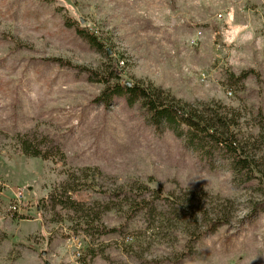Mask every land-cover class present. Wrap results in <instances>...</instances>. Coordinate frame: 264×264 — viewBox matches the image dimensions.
I'll return each instance as SVG.
<instances>
[{
  "label": "rangeland",
  "instance_id": "rangeland-1",
  "mask_svg": "<svg viewBox=\"0 0 264 264\" xmlns=\"http://www.w3.org/2000/svg\"><path fill=\"white\" fill-rule=\"evenodd\" d=\"M113 70L235 123L237 144L264 170V0H0V264H264L258 181L237 179L216 149L187 147L184 127L154 128L138 103H96ZM22 136L46 157L19 153ZM139 183L183 208L174 217L157 201L131 212ZM17 190L27 207L14 215ZM62 190L113 231L91 242L70 229L55 201ZM188 192H202L208 218L228 223L209 230L201 213L193 222Z\"/></svg>",
  "mask_w": 264,
  "mask_h": 264
},
{
  "label": "trees",
  "instance_id": "trees-1",
  "mask_svg": "<svg viewBox=\"0 0 264 264\" xmlns=\"http://www.w3.org/2000/svg\"><path fill=\"white\" fill-rule=\"evenodd\" d=\"M64 23L69 28H75L77 35L87 41L89 45L97 50H104V53H106L103 44L86 27L80 26L79 22H75L70 16H65ZM10 41L16 43L13 39H10ZM250 73L252 72L244 71L238 77H234L231 74L230 77L233 82L240 83ZM110 75L114 78L112 80L104 79L102 81L104 88L96 98V103L108 106L113 100L122 98L128 106H133L135 103H138L146 112L147 123L154 128L158 129V127L165 125L176 132L178 127H184L181 131L184 133L187 147L200 153L206 150L205 153H209V151H212V148L218 150L229 159L230 169L237 179H242L241 181L245 180V183L253 180L258 181L264 197V170L260 168V165L253 156L247 154L246 146L237 144L235 134L230 130V125H236L235 123L224 119L219 114H215L212 117L204 116V114H200L198 111L191 109L187 104H182V102L174 100L168 97V95H164L158 88H150L148 86L131 83L130 86H127L126 83L121 82L120 76L115 75L114 70L111 71ZM260 128L264 131L263 120H260ZM24 137H18L16 140V149L18 152L22 155L28 154L32 157L44 159L47 154L35 144L36 142L34 140H25ZM48 153L64 161L63 154L56 147H49ZM133 192L140 201L132 203L131 212L148 211L152 208L153 202L157 201L165 202L169 206L172 215H175L174 217L177 215V206L183 208L184 203L171 194L163 193L159 188L149 189L146 184L139 183ZM60 194V196L55 198V201L61 210L68 211L69 215H67V219L71 223L70 229L75 233H81L89 241L94 242L95 239L101 238L113 231L107 229L101 222V212L95 211V208H89L90 206L84 203L71 200L67 196L66 190H62ZM146 194H150L151 201H143V197ZM188 194L189 198L187 202L189 206H187L188 208L184 207V210L186 213H192L188 216L193 222H199L198 215L201 213L207 219V222H210L209 230H212L215 225H225L228 223L226 222L228 219L225 218H221L220 220L208 218L207 212L202 208L204 202V194L202 192H188ZM193 203H196L198 206L193 207ZM201 235L193 237L191 243H194Z\"/></svg>",
  "mask_w": 264,
  "mask_h": 264
},
{
  "label": "built area",
  "instance_id": "built-area-1",
  "mask_svg": "<svg viewBox=\"0 0 264 264\" xmlns=\"http://www.w3.org/2000/svg\"><path fill=\"white\" fill-rule=\"evenodd\" d=\"M27 207L24 196L21 191L17 190V194H14L11 199H9L8 211L11 214L19 215L23 209Z\"/></svg>",
  "mask_w": 264,
  "mask_h": 264
},
{
  "label": "water",
  "instance_id": "water-1",
  "mask_svg": "<svg viewBox=\"0 0 264 264\" xmlns=\"http://www.w3.org/2000/svg\"><path fill=\"white\" fill-rule=\"evenodd\" d=\"M127 86H130V83H126Z\"/></svg>",
  "mask_w": 264,
  "mask_h": 264
}]
</instances>
